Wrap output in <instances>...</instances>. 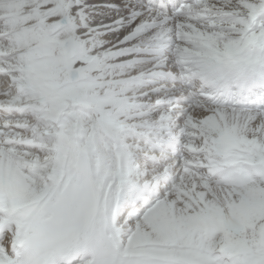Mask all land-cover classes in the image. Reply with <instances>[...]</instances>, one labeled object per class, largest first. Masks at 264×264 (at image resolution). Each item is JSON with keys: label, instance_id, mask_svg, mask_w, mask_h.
Segmentation results:
<instances>
[{"label": "snow or ice", "instance_id": "obj_1", "mask_svg": "<svg viewBox=\"0 0 264 264\" xmlns=\"http://www.w3.org/2000/svg\"><path fill=\"white\" fill-rule=\"evenodd\" d=\"M0 264H264V0H0Z\"/></svg>", "mask_w": 264, "mask_h": 264}]
</instances>
